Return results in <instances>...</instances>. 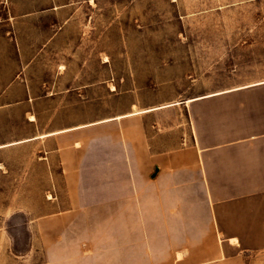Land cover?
I'll return each instance as SVG.
<instances>
[{"label": "crops", "instance_id": "obj_1", "mask_svg": "<svg viewBox=\"0 0 264 264\" xmlns=\"http://www.w3.org/2000/svg\"><path fill=\"white\" fill-rule=\"evenodd\" d=\"M101 101L78 122L0 140V264L264 254V77L176 101Z\"/></svg>", "mask_w": 264, "mask_h": 264}, {"label": "rangeland", "instance_id": "obj_2", "mask_svg": "<svg viewBox=\"0 0 264 264\" xmlns=\"http://www.w3.org/2000/svg\"><path fill=\"white\" fill-rule=\"evenodd\" d=\"M263 77L264 0H0V140Z\"/></svg>", "mask_w": 264, "mask_h": 264}, {"label": "bare ground", "instance_id": "obj_3", "mask_svg": "<svg viewBox=\"0 0 264 264\" xmlns=\"http://www.w3.org/2000/svg\"><path fill=\"white\" fill-rule=\"evenodd\" d=\"M194 99H189V102L193 101Z\"/></svg>", "mask_w": 264, "mask_h": 264}]
</instances>
